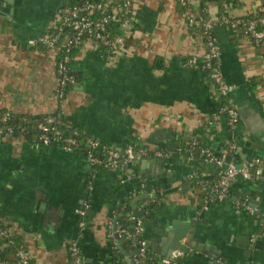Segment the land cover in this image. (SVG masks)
I'll use <instances>...</instances> for the list:
<instances>
[{
  "label": "crops",
  "instance_id": "crops-1",
  "mask_svg": "<svg viewBox=\"0 0 264 264\" xmlns=\"http://www.w3.org/2000/svg\"><path fill=\"white\" fill-rule=\"evenodd\" d=\"M64 1L0 0V122L8 114L59 112L66 130L103 145L122 148L134 142L170 154L106 169L92 166L84 151L5 136L0 224L14 227L34 264H67L73 240L83 264H128L137 241L124 246L114 233L119 218L130 219L135 208L143 212L138 221L145 243L155 244L173 222L191 226V238H184L189 252L171 264H264V172L236 178L227 199L204 205L203 188L219 175L199 154L207 148L217 156L231 155L232 164L264 159V44H255L242 30L214 28L221 73L232 86L229 98L238 113V123L230 125L206 72L186 64L205 48L201 30L190 29L186 21L200 12V4L135 0L119 52L103 55L87 39L70 65L74 84L58 99L55 50L26 43L52 28ZM204 5L209 15L219 14L217 0ZM263 11L264 0H239L229 13ZM140 194L150 197L132 206ZM245 197L255 210L237 207ZM86 203L82 227L77 211ZM147 249L159 255V249Z\"/></svg>",
  "mask_w": 264,
  "mask_h": 264
},
{
  "label": "built area",
  "instance_id": "built-area-1",
  "mask_svg": "<svg viewBox=\"0 0 264 264\" xmlns=\"http://www.w3.org/2000/svg\"><path fill=\"white\" fill-rule=\"evenodd\" d=\"M135 0H65L57 12L53 32H47L35 38L27 40L28 47L41 46L46 49L55 50L57 54L56 74L57 89L56 96L58 99L64 98V88L68 84H74V76L70 70L71 51L76 46H81L86 41L84 37L94 41L99 46L101 42L110 55L119 52L122 31L131 22L132 7ZM182 7H190L206 0H174ZM223 12L216 16L201 13L189 15L187 25L190 29L201 30L204 37L205 48L199 56H191L186 60L189 66H198L202 71L206 72L207 77L216 88L219 100L224 98V103L219 106V112L226 115L230 125L238 123V113L233 107L229 94L232 86L224 81L220 69V48L214 34L216 25H224L232 30H242L251 41L255 44H264V12L253 13L250 15H242L234 17L229 13L231 5L226 2L222 4ZM109 22H117L121 33L110 38L106 25ZM6 119V117L4 118ZM36 129L39 132L38 142L43 145H56L67 152H74L78 147H83L85 154L89 157L90 163L94 167L106 169L118 168L124 164L133 163L141 160L145 156L154 155L156 157L169 156V151L159 149H148L139 147L136 143H130L125 147H110L103 145L99 140L92 136H86L84 141L79 140L77 130L66 133L60 126L56 124V118L52 115L42 116L36 123ZM12 130L10 127L0 129V140L5 136H10ZM197 141L192 138L190 147L196 148ZM98 150V154L94 151ZM203 163L213 164L218 170V179L203 188L206 196L203 199L204 205L212 204L228 197V189L236 178H255L264 172V159L260 157H252L243 162L239 167L229 163L225 168L224 157L215 155L207 148L199 150ZM239 209L253 211V205L250 198H243L238 204ZM88 204H83L78 210L81 218L80 226H85V217ZM130 220L135 222L134 232L131 233L125 228H117L118 237L135 238L141 232V223L133 215ZM15 233V229L9 225L0 224V240H10ZM109 237L111 234L108 235ZM134 239V240H135ZM139 252L133 256L132 264H171L177 257L184 254L180 250H172L166 256H159L150 253L146 247V243L142 240L136 242ZM69 260L67 264H83V258L79 245L76 240L70 242L67 247ZM13 264H34L31 259L30 252L26 248L16 249L12 254ZM0 264H10L0 258Z\"/></svg>",
  "mask_w": 264,
  "mask_h": 264
},
{
  "label": "trees",
  "instance_id": "trees-1",
  "mask_svg": "<svg viewBox=\"0 0 264 264\" xmlns=\"http://www.w3.org/2000/svg\"><path fill=\"white\" fill-rule=\"evenodd\" d=\"M73 1L77 3L80 0H73ZM217 1L220 5L219 6L220 7L219 14H221V12H223V8H222L223 2H226L228 5L234 6L238 3L239 0H217ZM201 8L203 9L201 11V13L206 14L205 5L203 2L201 3ZM106 28H107V32H108L111 39H113L114 37H116L117 35H119L121 33V29L118 27L117 22H109L106 25ZM53 31H54V28H50L47 32L50 33ZM84 39L87 40L88 38L85 36ZM81 46H76L72 49L71 54H70L71 55L70 65L73 63L75 56L78 53V51L80 50ZM98 51L103 55H110L107 48L104 45H102L101 42L99 43ZM72 85L73 84H68L64 88V97L66 96L67 91L72 87ZM220 101H221L220 104L222 105L224 103V98H221ZM52 116H54L56 118V124L58 126H60L66 133L69 134L71 131H73V129H67L66 130L64 128V125L62 124V116H61V114H59V112L52 114ZM5 117H6V119H3V118L1 119L0 129H6L7 127H10L12 130L11 136H13V137L19 136V137H23L27 140L28 139L30 140L32 138L38 139L39 132L36 129V123L42 116H28V115H24V114H8ZM79 136H80L79 140L84 141L86 136H88V135H85L83 133H79ZM75 151H84V148L80 146ZM94 153L98 154V150L94 151ZM205 196H206V193H205V191H203L201 194V199H204ZM117 224H118L117 225L118 228L123 227L131 233L134 232L135 222L130 220L128 218V216H126V215L119 218V220L117 221ZM120 240H125L123 242L124 246L130 247L133 245L134 242L141 240V238H140L139 234H137L136 239H135L136 241H134L132 238L125 239L123 236H120ZM19 248H25V246L22 242L21 237L17 233H14L13 237L10 240H4V239L0 240V258L6 262H9L10 264H13V261H11L12 260V258H11L12 254H14L16 249H19Z\"/></svg>",
  "mask_w": 264,
  "mask_h": 264
},
{
  "label": "water",
  "instance_id": "water-1",
  "mask_svg": "<svg viewBox=\"0 0 264 264\" xmlns=\"http://www.w3.org/2000/svg\"><path fill=\"white\" fill-rule=\"evenodd\" d=\"M248 158H243V159H239V160H234L233 164L236 167H239L243 162H245ZM224 162H225V168L227 167V165L229 163H231V155H227L224 158ZM251 179V178H250ZM143 197L148 198L150 197L148 194H140L137 198H135V200L133 201L132 206L135 205V203L138 200H141ZM131 210V206L126 210V211H130ZM133 216L138 219L143 215V212L141 211H137L135 208L132 210ZM189 224L188 225H180L177 222H173L170 227L169 230L165 231V234H163L160 239L155 243H149L146 242V247H150V249H152V251L157 248L159 249V255L161 257L166 256L170 251L172 250H180L183 252H189V245L188 243L184 242V238L185 237H189L191 238L192 232L193 230L190 228L188 229ZM113 231H114V226H113ZM114 237L118 240V234L114 233ZM135 239V238H132ZM193 245V244H192ZM139 252V247H135L134 250H132V252H130L129 255H135ZM128 264H132V261L130 260V258L126 259Z\"/></svg>",
  "mask_w": 264,
  "mask_h": 264
}]
</instances>
